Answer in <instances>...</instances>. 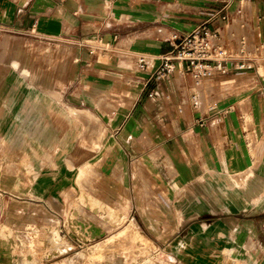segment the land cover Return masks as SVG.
<instances>
[{
  "label": "crops",
  "instance_id": "0c3cea01",
  "mask_svg": "<svg viewBox=\"0 0 264 264\" xmlns=\"http://www.w3.org/2000/svg\"><path fill=\"white\" fill-rule=\"evenodd\" d=\"M205 22L227 71L153 75ZM97 201L173 264H264V0H0V264H95Z\"/></svg>",
  "mask_w": 264,
  "mask_h": 264
},
{
  "label": "built area",
  "instance_id": "2783aa9c",
  "mask_svg": "<svg viewBox=\"0 0 264 264\" xmlns=\"http://www.w3.org/2000/svg\"><path fill=\"white\" fill-rule=\"evenodd\" d=\"M223 18L226 19V15ZM169 42L171 49L161 55V62L153 71L157 77L169 78L177 69H181L190 73L196 82H200L217 72H226L225 63L235 58L221 42L220 33L206 22L189 33H174ZM98 45H104L102 39ZM96 49L97 46L92 44L90 52L94 54ZM138 66L143 71L150 68L144 55L139 56ZM150 95L153 96V93Z\"/></svg>",
  "mask_w": 264,
  "mask_h": 264
},
{
  "label": "rangeland",
  "instance_id": "374dc122",
  "mask_svg": "<svg viewBox=\"0 0 264 264\" xmlns=\"http://www.w3.org/2000/svg\"><path fill=\"white\" fill-rule=\"evenodd\" d=\"M94 209L95 220L107 228L106 240L88 243L89 246H86L91 247L94 243L92 249L96 251L93 256L95 264H99L104 256L109 264H173L165 255L158 257L153 253V244L140 234L134 221L125 213L99 201L95 202ZM151 213L155 214L153 211ZM35 245L43 246V240L31 243V247Z\"/></svg>",
  "mask_w": 264,
  "mask_h": 264
},
{
  "label": "water",
  "instance_id": "95a60500",
  "mask_svg": "<svg viewBox=\"0 0 264 264\" xmlns=\"http://www.w3.org/2000/svg\"><path fill=\"white\" fill-rule=\"evenodd\" d=\"M68 225L72 236L81 243H92L106 237L107 230L78 209L70 211Z\"/></svg>",
  "mask_w": 264,
  "mask_h": 264
},
{
  "label": "bare ground",
  "instance_id": "6f19581e",
  "mask_svg": "<svg viewBox=\"0 0 264 264\" xmlns=\"http://www.w3.org/2000/svg\"><path fill=\"white\" fill-rule=\"evenodd\" d=\"M28 51V50H27ZM26 51V52H27ZM33 56V55H32ZM32 58V57H31ZM20 59V58H19ZM21 60V59H20ZM19 62V61H18ZM13 63V62H12ZM21 65H22V63H21ZM34 65V64H33ZM32 67H34V66H32ZM27 69V68H26ZM47 70V69H46ZM24 72V71H23ZM35 72V71H34ZM22 73V72H21ZM32 73H33V71H32ZM28 77V76H27ZM209 173V172H208ZM262 174V173H261ZM230 175V174H229ZM212 176V175H211ZM201 181V180H200ZM224 181V180H223ZM242 182V181H241ZM260 183V182H259ZM263 184V183H262ZM227 186V185H226ZM201 187V186H200ZM226 188V187H225ZM231 188V187H230ZM238 188V187H237ZM246 188V187H245ZM224 193V192H223ZM211 194V193H210ZM214 194V193H213ZM254 194V193H253ZM259 195V194H258ZM201 196V195H200ZM202 198V197H201ZM230 198V197H229ZM220 200V199H219ZM250 200V199H249Z\"/></svg>",
  "mask_w": 264,
  "mask_h": 264
}]
</instances>
